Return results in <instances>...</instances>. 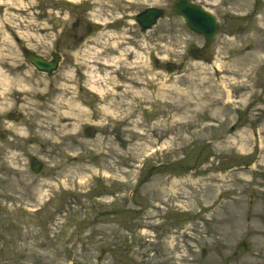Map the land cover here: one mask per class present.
<instances>
[{
	"label": "rangeland",
	"instance_id": "obj_1",
	"mask_svg": "<svg viewBox=\"0 0 264 264\" xmlns=\"http://www.w3.org/2000/svg\"><path fill=\"white\" fill-rule=\"evenodd\" d=\"M194 1L218 18L211 45L174 0H131L130 12L164 15L103 51L48 32L70 19L43 18L41 0L0 1V73L11 82L0 94V264H264V164L253 138L264 136V0ZM57 36L64 58L52 74L39 71L23 49L51 50ZM113 57L121 62L103 70ZM93 75L106 94L92 89ZM60 84L82 118L44 136L30 124L32 111L46 112L33 91L52 87L56 105Z\"/></svg>",
	"mask_w": 264,
	"mask_h": 264
},
{
	"label": "flooded vegetation",
	"instance_id": "obj_2",
	"mask_svg": "<svg viewBox=\"0 0 264 264\" xmlns=\"http://www.w3.org/2000/svg\"><path fill=\"white\" fill-rule=\"evenodd\" d=\"M40 11L43 18L49 10L58 11L61 18L65 17L67 13L70 22L67 25L58 24L56 22L48 25V32H64L65 39L78 44L77 49L85 45H89L98 50H104L99 46L107 47L112 43L113 37L128 38L129 30L138 31L141 36L144 35L145 30L130 19V15H135L142 9H136L130 12L131 0H41ZM40 2V1H39ZM43 9V10H42ZM133 23L135 28L130 26ZM46 27V26H45ZM45 27H42L45 29ZM51 27V28H49ZM139 34H133L132 37L140 39ZM61 37L57 36V41L53 43V49L44 52L37 51L48 61L53 62L54 59L59 58V64L64 58V52L60 50L63 42L59 41ZM111 39V40H110ZM204 40V38L202 37ZM121 41H128L119 39ZM68 44V42H66ZM67 46V45H66ZM65 47V46H64ZM70 47V46H69ZM194 53L198 50L194 49ZM72 60V58H71Z\"/></svg>",
	"mask_w": 264,
	"mask_h": 264
},
{
	"label": "bare ground",
	"instance_id": "obj_3",
	"mask_svg": "<svg viewBox=\"0 0 264 264\" xmlns=\"http://www.w3.org/2000/svg\"><path fill=\"white\" fill-rule=\"evenodd\" d=\"M0 33H1V28H0ZM1 37L3 38V42L8 44V42H9L8 40H9L10 36L3 34V35H1ZM249 53H251V52H249ZM135 54H136V56L139 57L138 51L135 50ZM251 55H252V53H251ZM242 57L246 58L248 56L244 54V56H242ZM120 62H121V60L119 59V57L108 58V59H103L101 62L103 65H100V66H102L103 70H104V69H106V65H113V64L116 65V63H120ZM246 67L247 66H244L243 70H245ZM94 76H96V75H93V77H92V80L90 83V84H92L91 87L95 92L102 93L103 91H102L101 86L99 85V80L97 79V77H94ZM130 79L133 80V82H135V83L139 82V76L135 75L133 77H130ZM41 82H42V80L38 79V80L34 81V84L40 86ZM9 84H11L10 80L6 77H3V74L1 72L0 73V88H1L0 94L5 95L7 93V91H5V90H7L6 85H9ZM125 86L127 89L133 88V86H131V84H128ZM55 89L57 91H60V94H58V97L56 98L58 100L56 102V105H49L47 103V101L49 100L48 97L51 96L52 92H53L52 87L50 89L46 88V90H44V91H37V89H35L33 91L34 96L36 95V96H39L41 98L40 99L41 101L38 102V107H43L46 110V112L44 114H42V112L40 110L32 111V118H36V119H38V121L31 122L32 121L31 120L30 124L34 123L36 125V127H38L39 131H43L44 136H46V134H49V135L58 134L60 132L66 131L67 129L77 127L78 122L82 118L81 112L79 111L80 109L77 108L78 104L74 103L72 100H66L65 99V96L67 95L66 87L64 85L60 84V86H56ZM103 93L106 94V92H103ZM136 93H140V92L136 91ZM14 94H16V98H18V99H21V96L23 95V94L21 95L20 91H18V90ZM45 94H47V95H45ZM45 97H46V101L44 102L43 100H45ZM65 101L68 102L67 103L68 106L71 107V109H72L71 112L65 111L61 108L63 106V104L66 105ZM6 104H8V103H6ZM48 110H52V112H48ZM4 111H5V109L3 108V106L0 105V122L2 121L3 123H4L3 117L6 114V112H4ZM194 113H197V118L194 116ZM69 114L74 115L75 120H72L70 118ZM40 116H43V117L41 118ZM199 116H200V113L193 110V112L191 113L190 125H193L199 119ZM22 123L28 124V120L25 119ZM197 132H198L197 130L191 131L190 135H194ZM240 135H241L242 139L246 138L244 134H240ZM253 138L259 144V146H258L259 151H260L259 153H261L263 155L261 161L264 164V136H263L262 130L260 132H258L257 135L255 133L253 135ZM229 141H231V140L228 138L226 140L222 141V144H224V146H222V147H225L227 144H230ZM220 155H222V153H220ZM0 182H3L2 179H0ZM203 184L207 185L208 183H203Z\"/></svg>",
	"mask_w": 264,
	"mask_h": 264
},
{
	"label": "water",
	"instance_id": "obj_4",
	"mask_svg": "<svg viewBox=\"0 0 264 264\" xmlns=\"http://www.w3.org/2000/svg\"><path fill=\"white\" fill-rule=\"evenodd\" d=\"M174 11L185 18L190 29L202 34L206 38L208 45L213 41L219 27L213 13L190 0H175ZM163 14L164 11L160 8L148 7L136 15V21L144 29H148L152 27ZM28 58L37 69L42 71L52 73L58 67L57 62L59 58H56L54 62H50L31 52L28 53ZM42 166L41 163L35 161L33 163V170L38 172ZM240 249L245 250V246H241Z\"/></svg>",
	"mask_w": 264,
	"mask_h": 264
}]
</instances>
